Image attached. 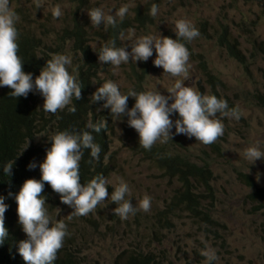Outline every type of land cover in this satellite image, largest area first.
<instances>
[{
    "label": "rangeland",
    "instance_id": "374dc122",
    "mask_svg": "<svg viewBox=\"0 0 264 264\" xmlns=\"http://www.w3.org/2000/svg\"><path fill=\"white\" fill-rule=\"evenodd\" d=\"M125 4L129 5V11L124 18L130 21L136 8L149 16L152 4L159 9L155 17L151 16L152 20L144 18L143 25L132 28L135 38L160 35L175 39V22L180 19L191 22L198 29V37L192 41H180L195 53L189 56L187 79L172 77L164 73L162 67L154 66L156 53L153 49L152 57L146 62L133 63L130 58L129 63L116 67L98 59L100 67L95 85L102 86L111 80L122 94H127L142 81L144 92L158 90L161 95L168 96L167 90L174 86L177 79H181L185 86L198 90L204 87L200 64L205 61L222 82L220 93L229 108L237 107L242 113L238 121L218 115L224 124V134L213 143L214 146L204 145L195 137L182 134L172 137L181 141V144L176 142L174 147L191 153L194 159H207L211 163L213 199L206 200V205L216 224L211 232H206L198 225L200 220L186 217L189 213L184 211L180 213L181 217L177 214L173 217L170 221L172 227L159 231L157 241H149L148 235L153 237L149 227L152 216L142 215L150 214L153 208L154 213L163 208L175 193L178 183L167 179L143 154L133 151L137 150L127 141L128 134L122 121H116L115 117L109 121L113 122V130L108 137L109 150L106 154L110 153L108 164L111 167L107 178L110 183L106 186L108 193L111 195L115 186L123 180L130 188L131 195L126 198L131 199L133 206L138 208L139 200L147 195L151 197L150 210H137L127 219H121L114 214L112 209L116 205L111 203L109 196V200L99 204L88 215L79 217L81 222H71L66 217L67 210H61L54 221L62 220L68 229L76 231L75 236L72 235V245L88 264H111L114 256L126 248L151 249L157 253L164 250L161 264H207L206 258L201 255L207 247L216 252L218 259L213 261L214 264H264L262 205L247 198L250 189L239 177V173L246 174L249 167L250 172L246 175H250L259 187H264V160L249 165L243 155L252 146H258L264 152V111L256 103V95L264 92V0H42L40 9H36L34 0L9 1V6L20 17L16 24L32 31L46 44L44 51L49 59L56 54L71 58V64L66 66L71 75L77 69L79 55L72 51L73 42L60 43V33L66 28L71 29L74 19L80 17H85L88 28L92 29L89 10L100 8L106 14L114 15ZM56 6L63 13L59 18L52 15ZM104 26L101 24L99 27ZM223 26L238 39L240 49L246 55V64L232 59L217 46L214 36ZM100 35L103 36L91 32L90 46L94 51L100 46L96 41L101 39ZM123 43L131 52L129 42ZM139 63L153 65L154 69L143 72ZM133 71L141 72L143 77L135 76ZM41 98L44 99L42 95ZM170 119H180L179 114L173 112ZM172 131L175 133L174 127ZM43 135L45 132L37 133L35 139L39 140ZM257 172L260 173L259 182L255 179Z\"/></svg>",
    "mask_w": 264,
    "mask_h": 264
},
{
    "label": "clouds",
    "instance_id": "9594fccd",
    "mask_svg": "<svg viewBox=\"0 0 264 264\" xmlns=\"http://www.w3.org/2000/svg\"><path fill=\"white\" fill-rule=\"evenodd\" d=\"M34 3L36 9L42 7V0H34ZM136 10L131 21L127 18L133 25L128 30V35L125 37L123 33H120L121 41L129 42L131 52L126 50L128 45L121 43V46L117 47L116 40H112L110 44L101 48L98 53L99 61L116 67L122 63H129L130 58L133 63L146 62L152 57L154 49L156 53L153 60L154 66L162 67L164 73L172 77L183 76L187 79L189 56L195 53L192 48L188 46L187 49L180 41L182 39L192 41L200 35L198 29L191 22L180 19L175 22V36L177 37L175 39L160 35L159 37L147 35L135 38L132 28L135 25H143L144 18L152 20L151 16L155 17L159 9L156 4H152L151 16L147 12L143 14V10L140 9L141 22L135 21ZM128 11L129 5L125 4L114 15L106 14L100 8H93L88 11V16L94 27L99 28L103 24L115 28L118 23L117 18L122 21ZM62 14L59 6L52 10L54 18H59ZM19 19L18 14L9 6V0H0V86L11 89V96L14 98H27L30 92H39L44 98L43 110L55 114L58 110L70 105L73 98L81 99L82 86L77 83L76 77L68 72L66 66L72 61L66 55H53L45 62V66L41 68L35 79L31 73L23 71V62L17 55L18 31L15 25ZM167 92L170 95H161L158 90L139 94L129 90L127 94H122L118 85L109 80L91 94L90 102L104 101L102 107L110 109L111 117H115L116 121H122L124 117H127L128 126L138 133L139 144L146 150H150L157 141L167 143L174 135L180 134L189 138L195 137L196 141L204 145H211L224 134V124L218 115L237 121L242 115L239 108L230 109L223 98L203 95L196 88L185 86L181 79H177L174 86ZM129 97L135 99L131 108H128ZM170 100L171 103H169ZM68 111L75 113V106L69 107ZM173 112L178 113L180 119L175 121L170 119ZM107 125L106 120L103 119L98 123L89 122L86 125L88 130L83 132L72 134L67 131L57 132L50 138L51 146L46 150L44 161L39 165L41 179L39 181L26 179L15 195L18 222L27 236V239L19 241L17 251L25 264H53L56 260L57 252L62 248L64 238L68 234L64 221H54V217L61 214V210H67L66 217L70 221L81 222L79 217L88 215L99 204L109 200V196L111 203L116 205L112 209L114 214L121 219H127L137 210L144 212L150 210L151 197L147 195L139 200L138 208L133 206L131 199L126 198L130 197L131 192L128 184L123 180L119 181L111 195L106 187L110 182L102 175L91 179L86 185L80 183L79 162L82 159L83 150H90L91 158L99 161L101 147L94 143L92 133H100L107 128ZM173 127L175 133L172 131ZM28 146L29 140L17 156L21 155ZM243 155L249 165H253L257 160H264V152L260 151L258 146L248 147ZM12 167L13 160L3 168V172L9 177L12 175ZM35 167V163L28 165L29 169ZM249 172L248 167L247 173ZM255 179L259 182V172L255 174ZM44 182L59 194L61 203L66 205L59 204L53 218L47 215L44 207L45 198H41ZM6 210L4 197L0 196V243H3L8 235L4 225ZM54 210L55 206L52 207V211ZM86 220L93 223L89 218ZM151 235L154 236L152 231ZM136 250L150 251V249L142 248ZM201 255L206 258L207 264H212L218 259L215 250L211 247L203 250Z\"/></svg>",
    "mask_w": 264,
    "mask_h": 264
},
{
    "label": "trees",
    "instance_id": "16d2710c",
    "mask_svg": "<svg viewBox=\"0 0 264 264\" xmlns=\"http://www.w3.org/2000/svg\"><path fill=\"white\" fill-rule=\"evenodd\" d=\"M136 12L135 21L141 22L140 9L138 8ZM15 26L18 31L17 55L23 62V71L31 73L35 79L50 57L44 51L46 44L32 31L25 30L21 24L18 23ZM132 26L131 22L124 18L122 21L118 20L115 28L106 25L104 28L89 29L85 17H80L74 19V26L71 29L66 28L60 33L62 34V36H58L60 43L73 42L72 51L79 55L77 69L73 76L76 77L77 83L82 86V96L80 100L73 98L70 105L58 110L55 114L43 110L44 99L41 98L39 92H30L27 98H14L11 96V89L0 86V196L4 197V203L7 205V210L4 213V225L8 233L7 238L3 243H0V264H25L17 249L19 241L27 239V236L18 222L17 204L14 197L26 179L38 181L41 179L39 165L44 161L46 150L51 146L50 138L57 132L67 131L70 134L83 132L88 130L86 125L89 122L98 123L105 119L108 124L107 128L100 133H92L94 143L101 147L100 159L99 161L93 160L90 156V150H83V156L79 162L80 183L86 185L91 179L99 175L106 179L109 177L111 167L108 164V158L110 153L109 155L106 154L109 150L108 137L113 130V122H109L112 117L110 109L102 107L104 101L93 103L90 102V97L99 87L95 85L100 67L98 53L103 46L110 44L112 40H116L117 47L121 46L123 42L120 39V33L125 36ZM92 31H95L96 34H103V36L100 35L101 39L96 40L100 46L95 51L90 46ZM214 38L217 46L223 49L229 57L246 64V55L242 53L238 39L225 26L215 34ZM253 52L256 53V51ZM200 57L202 58V56ZM139 65L143 72L154 69L147 63H139ZM200 65L204 77V87H199L198 91L203 95H215L218 99H222L220 93L222 82L208 68L205 61H201ZM133 73L137 77H143L139 71H133ZM133 91L138 94L144 92L142 81ZM134 103L135 99L129 97L128 108H131ZM256 103L264 111V92L256 95ZM72 106L76 108L75 113L68 111V108ZM122 124L128 134L127 141L131 142L132 148L137 150L133 151L143 154L145 159L154 164L167 179L178 183L175 193L164 204L163 208L155 213L153 208L150 210V214L142 215L143 217L152 216L149 227L154 236L148 235L149 241H157L160 236L159 231L172 227L170 221L176 214L181 217L180 213L184 211L189 213L186 217L200 220L198 224L200 228L206 232H211V228H214L216 224L210 208L206 205V200L211 201L213 199L211 163L207 159L200 161L194 159L191 153L174 147L176 142L181 144L177 138H172L167 143L157 141L150 150H146L139 144L138 133L128 126L127 117L122 119ZM43 132L45 135L36 140L35 135ZM28 140L27 149L17 156ZM212 145L214 146V144ZM11 160H13V167L12 175L9 177L3 172V168ZM30 163H35L36 167L29 169ZM239 177L250 189L247 198L249 197L254 202L261 204L260 208L264 214V187H259L250 175L239 173ZM10 193L11 195H9ZM41 195L43 196L42 199L45 198L46 213L51 218H53L59 204L66 206L61 203L59 194L54 192L46 182H44ZM54 206L55 210L52 211ZM69 227L74 228L76 226ZM67 233L63 246L57 252V258L53 264H88L84 257L78 253L77 248L74 249L72 245V235L75 236L76 231L67 228ZM163 251L157 253L151 249L148 252L124 249L115 255L111 264H161ZM212 264L214 263L212 262Z\"/></svg>",
    "mask_w": 264,
    "mask_h": 264
}]
</instances>
